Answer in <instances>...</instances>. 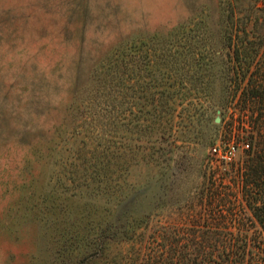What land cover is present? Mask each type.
Here are the masks:
<instances>
[{"label": "rangeland", "instance_id": "1", "mask_svg": "<svg viewBox=\"0 0 264 264\" xmlns=\"http://www.w3.org/2000/svg\"><path fill=\"white\" fill-rule=\"evenodd\" d=\"M208 5L215 0H0V264H81L80 250L117 214V225L147 214L158 197L180 202L167 214L186 212L179 206L204 175L225 169L223 155L242 158L243 145L226 134L236 115L213 112L193 90L202 82L180 69L176 28ZM125 44L128 131H102L84 106L99 104L100 64ZM165 88L180 92L167 97ZM162 102L176 105L167 120L174 136L156 145L179 154L184 169L171 178L162 174L169 158H128L131 146H145L139 130ZM104 147L108 170L97 174ZM116 180L135 198L122 213L100 192Z\"/></svg>", "mask_w": 264, "mask_h": 264}, {"label": "trees", "instance_id": "2", "mask_svg": "<svg viewBox=\"0 0 264 264\" xmlns=\"http://www.w3.org/2000/svg\"><path fill=\"white\" fill-rule=\"evenodd\" d=\"M195 20L176 28L180 69L191 70V77L202 82L193 90L211 103L213 112L236 115L237 127L226 134L243 145L242 158L221 159L227 163L223 171L206 173L195 194L182 207L178 205L186 212L167 214L163 209L180 202L158 197L147 214L129 215L120 225L117 214L80 250L81 264H264V0H215ZM126 48L123 45L108 65L100 64V102L94 108L84 106L95 111L102 131L115 125L128 131ZM165 90L167 97L180 92ZM159 105L160 115L155 113L139 130L144 132L139 135L146 137V147L131 146L128 158L131 163L169 158L173 164L162 174L171 178L184 172L179 154L166 153L156 144L160 138L174 136L167 120L172 121L176 105ZM95 157L100 165L97 174L106 172V148ZM124 183L116 180L100 190L117 198L121 213L135 199ZM170 188L167 184L161 190L169 194Z\"/></svg>", "mask_w": 264, "mask_h": 264}, {"label": "built area", "instance_id": "3", "mask_svg": "<svg viewBox=\"0 0 264 264\" xmlns=\"http://www.w3.org/2000/svg\"><path fill=\"white\" fill-rule=\"evenodd\" d=\"M232 149L234 150V148H232ZM229 153H230V154H233V151H229ZM222 158H223L224 160H227V161H229V160L232 159V157L229 156V155H223Z\"/></svg>", "mask_w": 264, "mask_h": 264}, {"label": "water", "instance_id": "4", "mask_svg": "<svg viewBox=\"0 0 264 264\" xmlns=\"http://www.w3.org/2000/svg\"><path fill=\"white\" fill-rule=\"evenodd\" d=\"M217 113L219 114V111H218ZM217 120L219 121V120H220V118H217Z\"/></svg>", "mask_w": 264, "mask_h": 264}]
</instances>
